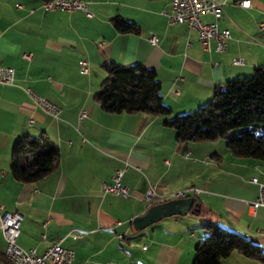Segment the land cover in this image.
<instances>
[{
	"label": "crops",
	"instance_id": "crops-1",
	"mask_svg": "<svg viewBox=\"0 0 264 264\" xmlns=\"http://www.w3.org/2000/svg\"><path fill=\"white\" fill-rule=\"evenodd\" d=\"M43 1L0 0V65L14 68L13 83H0V205L21 215L17 244L41 254L58 241L73 250V264H191L204 225L214 222L264 246L258 234L264 207L250 206L259 192L250 178L262 176L264 160L230 156L211 141L179 142L165 116L107 112L94 98L105 77L102 64L137 62L156 71L172 115L205 104L215 87L264 65V0H250L248 8L218 0V26L230 30L220 52L203 49L194 30L169 21L170 0H84L91 16L45 11ZM116 16L138 31H117ZM201 19L214 20L211 14ZM81 59L88 73L79 71ZM25 87L57 104L58 116L42 112ZM22 135L59 148L55 168L34 181L18 180L10 170L12 145ZM124 166L128 194L105 192L113 171ZM151 186L157 195L147 199ZM190 196L199 213H174L143 229L132 223L150 206ZM5 245L0 228V264H9Z\"/></svg>",
	"mask_w": 264,
	"mask_h": 264
},
{
	"label": "trees",
	"instance_id": "trees-1",
	"mask_svg": "<svg viewBox=\"0 0 264 264\" xmlns=\"http://www.w3.org/2000/svg\"><path fill=\"white\" fill-rule=\"evenodd\" d=\"M113 25L119 32L138 31L133 22L118 16ZM102 67L105 77L94 98L105 111L162 115L179 142L223 138L234 156L264 160V65L256 66L250 75L228 79L214 88L205 104L177 115L164 104L154 69L137 62H108ZM58 158L59 148L50 140L22 135L12 145L10 170L18 180L34 181L53 170ZM204 230L191 264H221L234 251L264 261L261 246L246 236L214 222L205 224Z\"/></svg>",
	"mask_w": 264,
	"mask_h": 264
},
{
	"label": "built area",
	"instance_id": "built-area-1",
	"mask_svg": "<svg viewBox=\"0 0 264 264\" xmlns=\"http://www.w3.org/2000/svg\"><path fill=\"white\" fill-rule=\"evenodd\" d=\"M171 11L167 14L169 21L175 23H183L188 28L197 33L200 45L205 50L211 48L216 51L225 50L230 38V30L220 28L218 20L223 14V3L218 0H170ZM238 5L241 7H250V0H239ZM41 7L45 11L62 9L66 11L84 10L87 16L92 13L87 9V2L84 0H44ZM202 14H211L214 18L212 22H204L201 19ZM259 28L264 29L263 24ZM149 41L152 44L157 42V37L151 35ZM24 56L30 57V54ZM234 64L241 63L240 58L232 60ZM79 71L88 73L89 66L86 60L78 61ZM14 80V68L11 66L0 65V83L11 84ZM24 91L42 112L51 116L57 117L60 107L46 98L38 94L30 87H25ZM85 115L82 111L81 116ZM32 121V120H30ZM126 166L116 168L111 175V183L104 184L105 192H110L115 195L126 196L128 194V185L122 182V177ZM250 182L258 184V196L250 202L251 207H264V180L259 181L257 177H252ZM188 190H199L190 187ZM186 191V190H185ZM185 191L178 192L176 195H184ZM154 186L146 192V198L151 199L156 196ZM21 215L17 211H3V206L0 205V228L5 239L4 254L9 256L11 260H15L16 264H73L74 252L72 249L62 246L58 241L52 242L44 252L38 254L34 249L25 250L17 244V238L20 232ZM258 234L264 237V229H261ZM82 234H73V237H79Z\"/></svg>",
	"mask_w": 264,
	"mask_h": 264
},
{
	"label": "water",
	"instance_id": "water-1",
	"mask_svg": "<svg viewBox=\"0 0 264 264\" xmlns=\"http://www.w3.org/2000/svg\"><path fill=\"white\" fill-rule=\"evenodd\" d=\"M197 209L194 197L190 196L184 199H176L164 202L158 205L150 206L144 214L132 219V223L137 229H143L157 219L174 213L193 212Z\"/></svg>",
	"mask_w": 264,
	"mask_h": 264
},
{
	"label": "rangeland",
	"instance_id": "rangeland-1",
	"mask_svg": "<svg viewBox=\"0 0 264 264\" xmlns=\"http://www.w3.org/2000/svg\"><path fill=\"white\" fill-rule=\"evenodd\" d=\"M211 142H212L211 144H213V146H215L216 148H222V149L227 148V150H228V147L226 146V142H225V140L223 138H218L215 141H211ZM228 152H229V155L231 154L230 156H234L229 150H228ZM260 174H262V176H258L257 175L258 178L260 177V179H263L264 180V167H263V170L260 172ZM252 208L254 210L257 207L256 208L252 207ZM261 249H262V251L264 253V246H261ZM233 254H238V253H237V251H234ZM228 258H229L228 261H226L224 264H264V261H262L260 259L248 258V260H249L248 263H245V262H242L239 259L233 257V255H230V257H228ZM222 262H224V261H222Z\"/></svg>",
	"mask_w": 264,
	"mask_h": 264
},
{
	"label": "bare ground",
	"instance_id": "bare-ground-1",
	"mask_svg": "<svg viewBox=\"0 0 264 264\" xmlns=\"http://www.w3.org/2000/svg\"><path fill=\"white\" fill-rule=\"evenodd\" d=\"M78 234H80V233L78 232ZM4 255H5V254H4ZM5 257H6V259H7L11 264H16V261H15V260H11L9 256H6V255H5Z\"/></svg>",
	"mask_w": 264,
	"mask_h": 264
}]
</instances>
